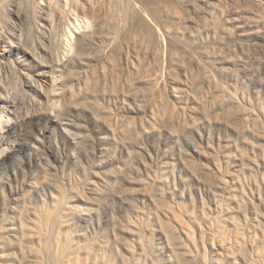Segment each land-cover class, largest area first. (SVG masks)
Listing matches in <instances>:
<instances>
[{
  "label": "rangeland",
  "instance_id": "obj_1",
  "mask_svg": "<svg viewBox=\"0 0 264 264\" xmlns=\"http://www.w3.org/2000/svg\"><path fill=\"white\" fill-rule=\"evenodd\" d=\"M0 264H264V0H0Z\"/></svg>",
  "mask_w": 264,
  "mask_h": 264
}]
</instances>
